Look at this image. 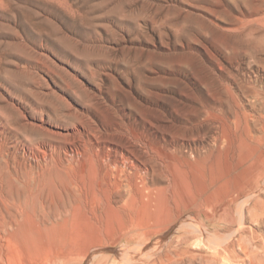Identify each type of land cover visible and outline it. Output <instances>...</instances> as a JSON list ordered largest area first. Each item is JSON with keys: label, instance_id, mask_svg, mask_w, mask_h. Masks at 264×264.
<instances>
[{"label": "rangeland", "instance_id": "374dc122", "mask_svg": "<svg viewBox=\"0 0 264 264\" xmlns=\"http://www.w3.org/2000/svg\"><path fill=\"white\" fill-rule=\"evenodd\" d=\"M0 139V264H264V0H0ZM98 140L168 214L75 206Z\"/></svg>", "mask_w": 264, "mask_h": 264}, {"label": "bare ground", "instance_id": "6f19581e", "mask_svg": "<svg viewBox=\"0 0 264 264\" xmlns=\"http://www.w3.org/2000/svg\"><path fill=\"white\" fill-rule=\"evenodd\" d=\"M122 148L126 149V145H123ZM113 149L115 152L111 153L107 150L105 144H100L99 140L94 141L92 153L89 154L88 164L83 165L79 177L73 178L75 179L73 181L76 199L75 206L85 210L90 219H96V217H99V214L102 217L109 216L113 213L129 214L130 216L128 215L127 221L125 219L126 217L124 218L127 227L138 224L136 216L142 209L168 214L174 204L170 203L167 195L169 192L171 194L173 192L171 191L172 189L168 190L170 189L169 187H159L155 183V179L152 177V175L154 176L152 170H154L155 165L150 163L153 161V158L144 153H135V155L138 154L144 157L142 161H139L125 150L119 152L117 147ZM119 157H122L123 161H119ZM154 161L155 164L158 163L157 158H154ZM263 200L257 199L256 204H260ZM244 214H247L250 218L253 215L254 217L260 216L259 213L254 212L250 208H247ZM245 255L248 257L251 256L247 250L245 251Z\"/></svg>", "mask_w": 264, "mask_h": 264}]
</instances>
